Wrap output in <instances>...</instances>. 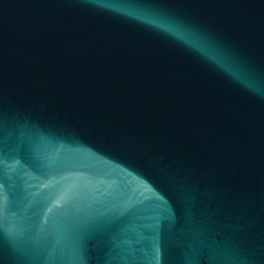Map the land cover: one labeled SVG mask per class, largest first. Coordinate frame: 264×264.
I'll list each match as a JSON object with an SVG mask.
<instances>
[{"label": "water", "instance_id": "95a60500", "mask_svg": "<svg viewBox=\"0 0 264 264\" xmlns=\"http://www.w3.org/2000/svg\"><path fill=\"white\" fill-rule=\"evenodd\" d=\"M0 264H264V0H0Z\"/></svg>", "mask_w": 264, "mask_h": 264}]
</instances>
